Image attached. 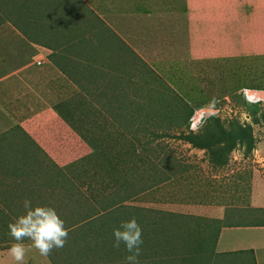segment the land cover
Wrapping results in <instances>:
<instances>
[{
  "label": "rangeland",
  "instance_id": "obj_1",
  "mask_svg": "<svg viewBox=\"0 0 264 264\" xmlns=\"http://www.w3.org/2000/svg\"><path fill=\"white\" fill-rule=\"evenodd\" d=\"M16 1L0 0V25L7 26L0 27V43L16 34L8 24L31 18L30 7ZM49 1L54 16L74 18L72 1ZM225 1L216 6L231 10L235 34L215 44L213 59H199L185 43L184 25L204 29L211 17L204 0H142L136 22L101 12L107 27L98 32L84 18L81 29L91 41L118 34L126 45L121 40L113 52L72 45L92 56L66 63L81 86L68 87L55 104L47 100L54 117L37 109L22 126L21 110L10 118L0 113V264H16L8 224L24 214L25 199L53 207L65 228L73 225L65 246L47 257L23 241V264H125L126 251L112 246L113 229L131 218L142 228L140 264H252L246 254L215 253L216 217L252 206L251 185L256 178L264 185V52L248 51L242 39L252 21L258 26L251 3L264 2ZM245 93L262 100L250 103ZM206 130L225 145L234 139L231 150L200 149L184 139ZM43 138L47 151L38 145Z\"/></svg>",
  "mask_w": 264,
  "mask_h": 264
},
{
  "label": "crops",
  "instance_id": "obj_2",
  "mask_svg": "<svg viewBox=\"0 0 264 264\" xmlns=\"http://www.w3.org/2000/svg\"><path fill=\"white\" fill-rule=\"evenodd\" d=\"M69 1H72L70 4L75 16L66 20L58 12L57 16H54L49 0H23V7H30L31 18L25 19L19 25L14 23L11 25L9 22L8 25L14 29L16 34L13 33L10 39H3L0 43V113L10 118L11 110L14 112L21 110L19 113L23 118L20 122L22 126L23 124L26 125V119L35 118L37 109L40 112L49 110L54 117L56 109L53 108V105H50L51 103L48 104L47 100L54 102L57 95L63 97L72 85L79 84L81 86L80 82L75 80V76L67 71V64L69 60H79L80 57L85 60L92 55H86V49L82 52L78 49H71L72 45L86 48H90V46L97 47V49L101 48L103 51L110 49L108 46H110L111 38H108L109 42L98 40L100 37L103 38L104 34L100 33L97 39L93 41L89 39L88 33L81 29L84 18L87 21V26L89 25L87 29L98 32L100 27H102L101 29L107 27L101 12L107 16L109 11L108 15H112V18L116 14V18H121L120 20L136 22L138 20L136 13L142 12L144 5L142 0ZM210 1L212 10L210 6L206 5L208 2L204 0V6L211 14V17L207 18L209 20L202 23L204 29L190 23L184 25L187 38L185 43L187 45L192 44L193 52L196 57L202 58L201 60L207 58V56L211 59L218 56L220 48L215 44L230 41L234 32L232 16L227 15V11L231 13V10L216 6V3L221 0ZM231 1L233 0H227L225 3L229 5ZM73 2H76V4L73 5ZM16 3L18 5V0ZM132 3L135 7L131 6ZM255 3L254 1L251 3L253 7L250 4L251 9L249 11L252 10L250 14L258 12L259 15L256 16L257 23H255L258 26L254 25L252 21L251 26H247L249 32L247 37L242 39L243 43L247 44L248 51L264 52V7L260 2L258 5H255ZM107 5H113L114 8L108 9ZM200 8L201 5L199 11ZM154 9L157 10L156 7ZM79 10L83 12L81 19L79 18ZM31 12L33 13L31 14ZM178 13L180 12L178 11ZM222 15L228 17L223 18ZM218 16L223 18L224 23L218 22ZM131 17H133L132 20ZM75 19H78L81 23L78 21L75 23ZM102 22L105 24L103 25ZM4 24L0 25L3 29ZM5 27H7L6 24ZM115 35L114 40L117 41L116 44L119 47L122 39L118 34ZM123 43L125 42L123 41ZM77 52H80V54ZM112 59H115L114 55ZM68 87L69 89H67ZM35 119L34 121H36ZM44 140L43 138V142L39 141L38 145L47 151ZM257 179L250 187L249 199L254 203L252 206H245L240 208L241 210H236L239 211V214L231 212L227 216V213L221 212L222 216L216 217L220 221L221 230L215 240V253H226L227 255L233 253L246 254L248 257H252V262L254 261L255 264H264V185L259 184L260 182ZM250 208L252 211H250ZM245 209L249 210L246 211ZM242 212L245 213V216L241 214ZM235 218L236 220H234Z\"/></svg>",
  "mask_w": 264,
  "mask_h": 264
},
{
  "label": "clouds",
  "instance_id": "obj_3",
  "mask_svg": "<svg viewBox=\"0 0 264 264\" xmlns=\"http://www.w3.org/2000/svg\"><path fill=\"white\" fill-rule=\"evenodd\" d=\"M243 98L248 102H260L257 93H245ZM218 101L213 98L210 104ZM203 123H206L204 121ZM203 123L201 127H203ZM24 214L16 217L8 224V235L13 241L8 249L9 255L16 264H23L26 247L22 243L31 241V247L41 256L47 257L53 249L63 248L68 238V230L63 219L50 206H33L32 201H23ZM124 245L127 255L125 264H140L142 254V228L135 218L122 221L119 227L113 229V247L119 249Z\"/></svg>",
  "mask_w": 264,
  "mask_h": 264
},
{
  "label": "trees",
  "instance_id": "obj_4",
  "mask_svg": "<svg viewBox=\"0 0 264 264\" xmlns=\"http://www.w3.org/2000/svg\"><path fill=\"white\" fill-rule=\"evenodd\" d=\"M98 40H100V42H102V41L109 42L108 41L109 39H108L107 36H104L103 38L100 37V38H98ZM116 42H117L116 40L110 39V46H108V47H110V49H108L107 51H112L113 52L115 50L114 47H118V45L116 44ZM102 47H106V46H102ZM110 58H113V55L112 54H111V57ZM216 135H217V133H214V132H211V131L206 130L205 133L202 132L200 134H198V133L196 134V133H192L191 132V133L185 135L184 136V139L187 140V142L190 143L192 146H194L196 148H200V149L218 150V149H215L213 147L215 145H220V148L221 149H225V151L231 150V148L234 145V139L233 140H230V142L227 145H225V144L222 143V139H219V140L216 139L217 138ZM212 153H213V159L216 162H218L220 165H222V164L225 163L226 159L225 158L222 159V154H220L219 152H212ZM137 213H140V210L138 208H134V213L131 212V215L135 216L134 214H137ZM107 221H108V227H111L113 225V220H109V218H108ZM72 225H73V223H70V225L68 224L66 229L69 231V229L72 227ZM167 225L169 227L172 224L171 223L170 224L167 223ZM121 247H122L123 250H125L123 244H121ZM119 250H120V248H119ZM218 254H220V255H227L226 253H218ZM252 263L255 264L254 261Z\"/></svg>",
  "mask_w": 264,
  "mask_h": 264
}]
</instances>
